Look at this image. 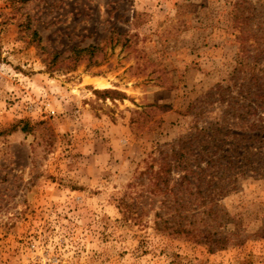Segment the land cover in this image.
<instances>
[{"label": "rangeland", "instance_id": "374dc122", "mask_svg": "<svg viewBox=\"0 0 264 264\" xmlns=\"http://www.w3.org/2000/svg\"><path fill=\"white\" fill-rule=\"evenodd\" d=\"M0 264H264V0H0Z\"/></svg>", "mask_w": 264, "mask_h": 264}, {"label": "trees", "instance_id": "16d2710c", "mask_svg": "<svg viewBox=\"0 0 264 264\" xmlns=\"http://www.w3.org/2000/svg\"><path fill=\"white\" fill-rule=\"evenodd\" d=\"M33 36L37 37V38H40L38 32H36V31H34ZM98 49L99 48L96 47V46H89L87 48H75L74 49V54L72 56L73 61H75V65L73 67L71 66V68L76 67V64H78L80 61H82L84 59L92 60ZM179 154H181V152H179V151L176 152V157H179L178 156ZM194 163L195 164L193 166L195 168L192 167V164H191L190 160H188L187 158H183V156L181 158H179V164H172L171 162H168V160H165L163 165H162V167L160 168V172L163 173V174H168V173L170 174V173H172L174 171V168L181 167V169H183V170L191 169L192 172L196 173L195 169H199L200 174H198V176L200 178L198 177V179H201V177H203L202 174H203V172L205 170V167L202 166L203 162L196 161ZM216 164H217L216 161H214V162L208 161V162H206V167H209V166L210 167H215ZM182 165H184V166H182ZM221 166H222V164H221ZM223 167H224V170H223V172H224L225 169H227V167H226V165H224ZM224 174L225 173H223L222 175H224ZM184 179L187 180V176H185ZM164 180H165L166 185L168 186L169 179L165 178ZM204 181H205V179H204ZM213 181H214V178H211V180H208L209 183H211ZM184 229H185V227L180 225L178 228H176V232H180V231H188V232H190V231H194L192 229H198V228L194 227V228L189 229V230H184ZM196 234L197 233H195V235Z\"/></svg>", "mask_w": 264, "mask_h": 264}, {"label": "bare ground", "instance_id": "6f19581e", "mask_svg": "<svg viewBox=\"0 0 264 264\" xmlns=\"http://www.w3.org/2000/svg\"><path fill=\"white\" fill-rule=\"evenodd\" d=\"M94 82L96 83L95 85H97L99 88H105L110 85V82L106 78H97L94 80Z\"/></svg>", "mask_w": 264, "mask_h": 264}]
</instances>
